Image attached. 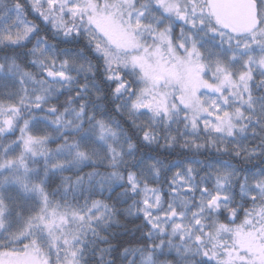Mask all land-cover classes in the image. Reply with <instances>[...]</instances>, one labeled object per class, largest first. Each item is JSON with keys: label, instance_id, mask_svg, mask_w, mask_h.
<instances>
[{"label": "snow or ice", "instance_id": "obj_1", "mask_svg": "<svg viewBox=\"0 0 264 264\" xmlns=\"http://www.w3.org/2000/svg\"><path fill=\"white\" fill-rule=\"evenodd\" d=\"M0 264H264V0H0Z\"/></svg>", "mask_w": 264, "mask_h": 264}, {"label": "trees", "instance_id": "obj_2", "mask_svg": "<svg viewBox=\"0 0 264 264\" xmlns=\"http://www.w3.org/2000/svg\"><path fill=\"white\" fill-rule=\"evenodd\" d=\"M122 223H123V221H122ZM139 223L140 222L138 220H135L133 223H127L126 226H127V228L132 229L135 227L136 224H139ZM116 231L123 232V229L118 228V229H116ZM137 235H139V234L137 233ZM130 238L131 237H127V236L123 237L124 240L130 239Z\"/></svg>", "mask_w": 264, "mask_h": 264}]
</instances>
